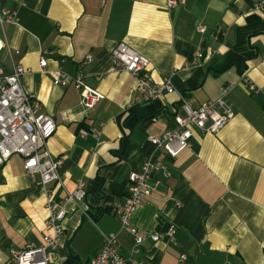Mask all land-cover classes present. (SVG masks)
<instances>
[{
	"label": "crops",
	"instance_id": "obj_1",
	"mask_svg": "<svg viewBox=\"0 0 264 264\" xmlns=\"http://www.w3.org/2000/svg\"><path fill=\"white\" fill-rule=\"evenodd\" d=\"M179 1L0 0V13L17 18L0 28V65L6 73L15 64L28 69L25 89L57 124L47 146L64 158L63 177L50 187L56 198L79 179L87 189L50 264H89L110 232L127 264H264V12L254 9L257 0ZM120 42L148 56L153 78H170L174 91L136 102L134 77L112 60ZM41 58L68 82L43 72ZM228 84L233 114L218 131L194 127L176 156L149 140L176 126L182 97L197 106ZM85 87L98 95L92 106ZM150 159L171 175L133 214V225L148 234L136 245L109 205L128 194L129 173ZM45 196L19 154L0 167V264L49 232Z\"/></svg>",
	"mask_w": 264,
	"mask_h": 264
},
{
	"label": "built area",
	"instance_id": "obj_2",
	"mask_svg": "<svg viewBox=\"0 0 264 264\" xmlns=\"http://www.w3.org/2000/svg\"><path fill=\"white\" fill-rule=\"evenodd\" d=\"M179 0H168L169 5H178ZM254 9L264 12V0H257ZM17 20L14 13L4 10L0 13V28L4 23ZM204 30V26H199ZM4 44L0 38V60ZM202 56V52L197 54ZM113 63L120 66L116 71H126L135 79L134 100L136 102H150L158 99L164 93L174 91L170 78L156 80L153 78L148 56L138 52L125 42H120L111 51ZM91 60L92 55L87 54ZM43 72H49L53 79L66 84L68 75L60 68L47 69V59H40ZM28 71L21 64H15L11 73H6L0 65V167L12 155L19 154L23 158L25 172L35 179L38 186L44 188L45 206L48 210L46 220L49 232L43 236L39 245H27L22 249H12L10 264H50L53 253L57 249L64 233V223L67 215L81 207L87 196L85 182L77 181L71 191L56 198L50 184L63 177V157H53L47 142L57 130L53 116L41 109V103L33 93L27 91L23 85V75ZM82 79H76L75 86L82 85ZM245 84L256 90L255 86L245 79ZM231 84L223 85L219 89L216 99L204 101L194 106L186 97H182L181 112L174 115L176 126L166 130L162 135H150L149 140L158 147H162L168 154L176 156L183 149L189 147L193 135V128L202 132L218 131L233 114L232 105L226 99ZM84 103L92 106L98 99L88 87L82 90ZM86 135V130H81ZM160 174L155 178V174ZM171 175V171L164 162L147 160L139 170L129 173L131 182L128 194L122 199L110 202V209L121 220L122 227L134 235L136 245L148 236L145 231L135 227L132 222L133 214L140 207L144 199L152 194L155 187L163 178ZM174 239V229L168 232ZM158 240L157 233L150 235ZM104 243L97 254L91 258L89 264H127L122 254L118 234L110 232L104 235Z\"/></svg>",
	"mask_w": 264,
	"mask_h": 264
}]
</instances>
